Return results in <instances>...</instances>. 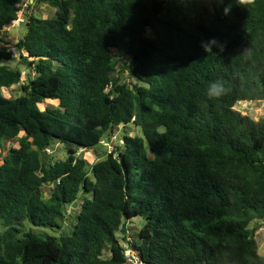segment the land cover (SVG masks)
<instances>
[{
	"label": "trees",
	"instance_id": "16d2710c",
	"mask_svg": "<svg viewBox=\"0 0 264 264\" xmlns=\"http://www.w3.org/2000/svg\"><path fill=\"white\" fill-rule=\"evenodd\" d=\"M24 1L0 0V264H264L251 228L264 222V119L235 110L264 102V0H36L56 14L27 16L15 48L35 77L22 85L1 64L15 55L1 32ZM117 59L139 85L113 78ZM217 79L231 91L208 100ZM45 101L59 105L42 111ZM129 124L143 137L91 171L74 149L42 157ZM84 192L71 234H22L26 222L61 229ZM136 217L140 242L123 246L116 233Z\"/></svg>",
	"mask_w": 264,
	"mask_h": 264
},
{
	"label": "rangeland",
	"instance_id": "374dc122",
	"mask_svg": "<svg viewBox=\"0 0 264 264\" xmlns=\"http://www.w3.org/2000/svg\"><path fill=\"white\" fill-rule=\"evenodd\" d=\"M56 14V9L50 7L47 4L37 3L36 0H25L23 4V9L19 15L20 20H24L12 23L10 26L6 27L1 32V38L3 40V44L1 46L6 45L9 50L15 52L14 58L11 61H2L1 64L3 66H7L11 69H18L22 73V85L28 84L31 79L35 77V74L28 65L22 62V59L19 57L20 54H16L17 49L15 45L17 42L23 38L27 31V16L33 15L42 19L54 18ZM113 55H116L115 50H111ZM25 59L27 58V54H22ZM119 64L118 70L124 72V74H114L113 78H117L120 76L121 84H127L130 87L135 85H139L140 82L137 78L133 77L127 70L123 68L122 60H116ZM21 86L13 87L11 89H4L3 95L6 98H16L19 96L21 92ZM59 102L57 101H45L40 104L39 107L42 111L48 108H57ZM235 110L242 113L243 116H250L252 119L258 121L259 119H264V102H240L235 107ZM125 137H143V133L140 128L136 127L133 124L129 125H121L115 127L110 133H108L101 144L98 146L86 150L80 148H72L71 146H66L61 143L55 141L50 149L45 152L43 155L44 161L47 163H56L59 161H64L69 155V149H74L77 151L80 157H83L90 166H88L89 171H91V167L99 162L103 161L107 154L115 153L118 155L120 151L124 149V138ZM16 146V140L7 141L4 146V150L2 151V155H5L12 147ZM1 161V159H0ZM90 178L93 179V174L90 172ZM53 187H44L42 190L43 198L46 200L50 191ZM85 198L92 199L91 193H81L78 197L77 202L74 205L68 206L66 212V219L63 222V226L61 229H48V228H35L30 223L26 222L25 227L23 228V233L33 232L39 234L41 236H51V237H60L61 235L71 234L73 230L74 224L76 223L77 215L81 210V203ZM146 220L141 217H136L128 221L125 226L124 233L121 232V229L116 233L121 245L125 246L127 242H140L139 232L145 225ZM252 229L256 230V241L259 246V254L264 257V222L257 221L252 223ZM22 235H20V238ZM127 255H133L131 252H127ZM109 256V249L105 252V257ZM136 264L137 261H134Z\"/></svg>",
	"mask_w": 264,
	"mask_h": 264
},
{
	"label": "clouds",
	"instance_id": "9594fccd",
	"mask_svg": "<svg viewBox=\"0 0 264 264\" xmlns=\"http://www.w3.org/2000/svg\"><path fill=\"white\" fill-rule=\"evenodd\" d=\"M245 2L254 3L255 0H245ZM230 91L231 89L226 85L223 80L217 79L209 83L206 89V97L208 100H216L227 95Z\"/></svg>",
	"mask_w": 264,
	"mask_h": 264
},
{
	"label": "built area",
	"instance_id": "2783aa9c",
	"mask_svg": "<svg viewBox=\"0 0 264 264\" xmlns=\"http://www.w3.org/2000/svg\"><path fill=\"white\" fill-rule=\"evenodd\" d=\"M20 21L23 22L24 20H20V19L18 18V20H17L16 22L20 23ZM134 261H137V263L140 264L139 260H138L135 256H134V257H131V258L129 259V263H130V264H136Z\"/></svg>",
	"mask_w": 264,
	"mask_h": 264
}]
</instances>
